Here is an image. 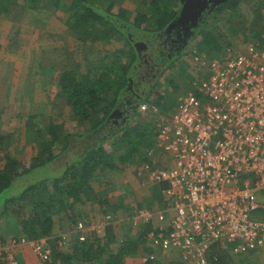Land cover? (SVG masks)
<instances>
[{
	"label": "trees",
	"instance_id": "trees-1",
	"mask_svg": "<svg viewBox=\"0 0 264 264\" xmlns=\"http://www.w3.org/2000/svg\"><path fill=\"white\" fill-rule=\"evenodd\" d=\"M20 1L29 7L24 11L37 10L41 15L58 17L72 36L77 35L78 46L85 47L86 40L91 39V45L99 46L103 54L91 62L87 54L81 52L80 59L85 62L81 74L77 73L76 69L81 67L77 63L75 70L68 69L56 76V94L69 108L73 127L66 129L62 123L53 120L45 125L35 124L34 115L24 119L26 142H32L34 149L26 163L15 159L14 153L4 145L3 139L11 138L12 134L0 135V150L3 151V156H0V222L7 227L5 233L0 231V244L8 246L9 240L44 239L49 253L43 261L37 258L42 264H130L128 257L139 252L146 255L151 252L147 234L152 224L134 225L130 219L125 232H120L121 222L112 221L110 214L114 215L116 205H110L105 195L94 199L89 194L93 179L104 169L121 171L124 165L141 168L153 164L148 152L153 147L158 152L156 128L148 114V118L140 116L138 107L144 103L153 105L158 113L168 116L177 106L178 97L173 92L178 88L180 75L182 79L185 76V66L178 65L177 78L167 73L165 83H162L159 80L162 73L171 67L167 63L170 64L175 56L181 61L186 53L198 65L203 56L205 60L221 59L235 36H241L243 42L247 40L261 46L264 0H255L254 3L253 0H227L216 5L193 29L188 43L181 50L170 56L163 51L165 58H161L158 48L159 34L178 15L180 0H145V8L140 11H130L119 5L113 11L111 0H0V12L8 14L18 10ZM114 32L129 35L127 49L123 44L121 47L120 38ZM137 42L151 46L153 55H158H154L156 58L152 60L147 57L146 68H156L154 74L139 73L136 60L143 57L144 51L138 54ZM98 43L109 45L110 50ZM200 68L204 66L200 65ZM189 80L188 76L187 82ZM163 84L170 88L169 92L166 88V93H160ZM116 109L121 112L119 117L112 116ZM41 126L44 132L38 129ZM60 161L54 177L37 176L24 181L20 188L16 187L19 178ZM164 185L153 187L152 197L158 205L163 201L161 190ZM88 200L102 208L98 222L103 224L111 220L107 225L98 226L102 234L100 231H87L84 238L79 239L81 232L74 230L73 239H69V235L57 236L55 224L60 219L70 218L73 225L80 222L86 226L89 223L71 219L70 213L76 203ZM263 212L260 211L259 217L264 216ZM69 229L71 227L65 230ZM221 250L218 245H212L208 250L207 264H247L251 261L248 257L234 261ZM258 252L251 250L235 255L247 256ZM23 262L18 260V264ZM0 264H4L2 259ZM142 264L183 263L170 255L156 253Z\"/></svg>",
	"mask_w": 264,
	"mask_h": 264
},
{
	"label": "built area",
	"instance_id": "built-area-1",
	"mask_svg": "<svg viewBox=\"0 0 264 264\" xmlns=\"http://www.w3.org/2000/svg\"><path fill=\"white\" fill-rule=\"evenodd\" d=\"M262 42H247L245 50L221 59L203 56L199 66L208 77L198 91H184L168 116L139 105L140 116L148 114L156 128L159 154L171 162L138 171L147 185L165 184L161 205L132 216L134 225L152 224L151 252L142 261L171 252L183 264H207L215 244L233 254L264 252V202L256 196L264 190V31ZM98 226L78 222L79 239ZM17 245L28 246L41 261L49 253L44 239ZM0 259L18 264L9 245L0 244Z\"/></svg>",
	"mask_w": 264,
	"mask_h": 264
},
{
	"label": "crops",
	"instance_id": "crops-1",
	"mask_svg": "<svg viewBox=\"0 0 264 264\" xmlns=\"http://www.w3.org/2000/svg\"><path fill=\"white\" fill-rule=\"evenodd\" d=\"M13 11L14 10H12L11 14L15 13ZM49 17H51V15L43 14L40 16L35 15L34 17H25L22 20V19H19L17 16H15V14L8 18L6 16L4 17V13L0 12V106H1L0 108L2 111L5 109H9L7 111L8 114H10L7 116L8 118H10L9 120L21 119L27 116L26 115L27 112H25V114H24V111L20 112L18 110V106L21 102L24 101L25 89L27 87L26 84L32 75L39 77V86L36 88L32 87V97L28 96L30 95L28 92L26 94L27 99L29 100V103H31L30 109H32V110H29V112H32V113L28 116L35 115V114L37 115L38 113H39L38 115H42L41 109L42 107H44V105L48 107V105L50 104L51 105L55 104L56 107H60V105L58 104L59 103L61 104L63 100L60 99L56 94L57 74L59 75L61 72L67 71L68 69L75 70V68H77V63L81 64V67H78L76 69L78 71L77 73H80L83 69H85V66H83L85 62L82 59H79L78 61L75 60L74 59L76 57L75 53L79 52V55H80V53L83 51L85 54H87V59H89L87 49L92 51V49H95L97 47L93 43L91 45L90 43L91 41H87L88 45L83 47V49L81 48L82 51H80L81 49L78 50V47H81V46H78L79 45L78 40H76L75 38V36L77 35L75 34L73 35L74 38L71 37L73 40L72 41L73 44L71 45V47L69 46L67 48L63 47V50H62L63 56H64V60H62V64L64 63L66 65V68L64 67V65L60 66L59 64H57V61H53V62L55 63V65L59 67L55 66L54 63H53V66L51 67L49 65L41 67L40 66L42 64L41 59L44 57L45 58L48 57L49 53L56 52V50H54V47L56 46L54 45L55 42L48 43V38L51 37V39H54V41H57L58 37H60V40H61L62 32H63V25L58 20V17L55 20L51 17V19H49L50 23H48ZM21 26H23V29H21ZM49 26H51L50 29H49ZM53 28H54V31L56 32L58 31V33L55 34V37H52ZM66 31L70 36H72L69 33V30L66 29ZM18 34L20 35L19 39H21V43L19 45L17 43H14V39L16 38ZM21 46L26 47L25 50H23ZM11 52L16 53L17 55H20V57H14L16 56V54L14 56L8 55ZM37 54H39V60H38ZM50 56L53 59L56 58V54L54 55L50 54ZM61 67L63 70L59 72ZM44 68L46 69L44 70ZM36 92H39V96L37 99L35 98ZM55 101H58V102H55ZM40 105H43L41 109L39 107ZM11 106L12 108L14 107V110L12 112H11ZM45 109L48 110L47 108ZM62 120L70 121V120H73V117L71 116L70 112H68L67 117H63ZM27 145L29 146V151L34 150L32 148L33 147L32 142L28 141L26 146ZM153 148L149 150L148 152V157L152 159L153 164L157 166H161V167H169L171 165V162L169 161V159L161 156L159 152H157L156 148L155 147ZM30 157L31 155L28 157L26 162L29 160ZM98 174L99 175H97V178H94L93 180H98L99 184L107 187V189L106 187L105 189L109 193L104 192L103 195L109 198L110 205H116L117 207L116 210L114 211L115 212L114 215L110 213L113 216L112 221H115L116 223H118V220L116 219H118L117 216H120L119 215L120 210L122 211V209H125L124 210L125 213L123 216H128L127 220L129 224L130 219H132V216L134 215V212L137 209L144 208L148 210H154L156 209V207L159 206L157 204V201L156 200L154 201L152 197L154 193L153 187L156 186V184L147 185V183L144 182L143 178H141L145 189L140 195H138L139 201L137 203L136 202L132 203L130 206L127 205L122 208V204L118 203L117 205V202L115 200L118 199L117 197L119 198L120 196L122 197V195H124L123 192H127L126 189L129 187L128 185L130 183L129 181L130 178L121 175L122 173H118L110 169H104ZM133 177H136V178L139 177L137 170L134 171V173L132 174V178ZM117 180H119L121 183L118 187L114 186L113 188H109L108 185H106L104 182V181L114 182ZM131 181L133 182V179H131ZM91 184L93 185V183ZM93 188L94 187L92 186V189ZM132 205H137V207L132 209L131 207ZM58 222L60 223V220ZM109 222H111V220L106 221L103 224L107 225L109 224ZM97 224L99 226L103 225L101 222H98ZM58 226L59 225L55 224V231L56 229L57 230L59 229ZM74 227H76V225ZM100 229L98 228L97 231H99ZM72 230H73L72 231L73 233L74 229ZM75 231H76V228H75ZM218 247H220V250L221 249L226 250V251L224 250H221V251L225 252L227 255L229 254L230 257L234 259V261L238 260L239 258L242 259V257H248L249 259H251V261H248L247 264H261L264 262V252L251 253V254L248 253L247 256H243V255H235L231 253L230 251H228L227 248H223L222 246H218ZM17 249L18 250L21 249L20 251L21 255L20 254L17 255L19 262L24 261L23 263L25 264V258L28 257L27 259L30 260V262L28 260L29 262L28 264H42L40 260H38L37 257L34 255L31 248H29L28 246L17 248ZM167 254H169L172 259H178V257L176 256V253L169 252ZM144 255L146 254L140 255V259L138 257V263L142 264L141 257H143ZM162 255L169 256L166 254H162ZM21 259L23 261H21Z\"/></svg>",
	"mask_w": 264,
	"mask_h": 264
},
{
	"label": "rangeland",
	"instance_id": "rangeland-1",
	"mask_svg": "<svg viewBox=\"0 0 264 264\" xmlns=\"http://www.w3.org/2000/svg\"><path fill=\"white\" fill-rule=\"evenodd\" d=\"M255 2V0H253V3ZM110 3L112 4V10L113 11H116V9L118 8V5L119 6H123L125 7L126 9H129L130 11H136V10H141L143 8H145V0H111ZM243 4H245V2H243ZM242 4V5H243ZM21 6V7H20ZM25 6V7H24ZM29 8L28 6L24 5L23 1H20L19 3V8L18 10H14L13 12H15V16H17L19 19H24L25 17H34L35 15H41L39 13H37L38 11H34V10H30L27 12V9L24 11V8ZM14 14H11V12H9L8 14H4V17H11L12 15ZM51 17L55 20L56 18L53 17L51 15ZM51 17L48 18V23H50L49 19H51ZM51 26H49V29H50ZM21 29H23V26H21ZM58 31H54V28H53V33H52V37H55V34H57ZM114 34L119 37L120 41V45L121 47H123V45L125 46V48L127 49V47L129 46L128 42H127V39L129 38L128 36H125V35H121L120 33L118 32H114ZM60 35V34H58ZM19 34L16 36V38L14 39V43H17L18 45L21 43V39H19ZM30 37V36H29ZM73 36H70L65 27L63 26V32H62V38L60 40V37H58L57 41H54V39H51V37L48 38V43L49 42H55L54 45H56L54 47V50H56V52H52V53H49V56L48 57H44L41 59V67H44V66H53V61H57V64H59L60 66H63L66 68V65L63 63L62 64V60H64V56H63V47L64 48H67L68 46L71 47V45L73 44L72 43V38ZM236 37V36H235ZM233 38L232 39V42H231V46H228L227 51L225 54H224V57L226 55H231L232 53H234L235 51L237 50H240V51H243L245 50L246 48V45L248 44L247 43V40L243 42V39L241 38V36H237L236 38ZM74 38V37H73ZM86 41H92L91 39H87ZM88 45V43H86ZM123 44V45H122ZM98 45H102V47L104 49H109V45L107 44H104V43H98ZM22 47V46H21ZM26 47H22L23 50H25ZM82 47H78V50L81 49ZM159 50H160V53H161V58H165V54L167 52V49L163 46H160L159 45ZM83 49V48H82ZM189 49H190V45H189ZM82 51V50H80ZM164 51V53H163ZM83 52V51H82ZM87 52H88V57L90 58V60H92L91 62L93 61H96L98 59V57H100L102 54H103V50L97 46V48L95 49H92L91 50H88L87 49ZM153 52H154V48H152L150 46V48L146 51V54H147V57L150 58L151 57V60L152 59H155L156 57H154L153 55ZM16 53H13L11 52L10 54L8 55H11V56H14ZM51 55H54L56 54V58L53 59L51 58ZM38 55V60H39V54ZM189 55V56H187ZM75 60H79L80 59V55H79V52H76L75 53ZM158 57V55H155ZM14 57H20V55H17L14 56ZM144 62V58L141 57L140 59L136 60V65L137 67L139 68V73H145V74H154V71L156 68H146V64L145 63H142ZM145 64V65H144ZM169 62L167 63V66H171L169 67L168 71H165V73H162L161 77H160V81L162 83H165V80L164 78L166 77V74L167 73H170V75H172L174 78H177V75L179 72H177V70H179L181 65H184L185 66V76H183L184 78L182 79V76L180 75V82L178 84V88L176 90V92L174 91L173 92V95L175 93L176 97H179L184 91H189V90H194V91H198L200 89V86H201V82L202 80L206 79L208 77V74H209V71L208 69H205V68H200V66L195 63L192 59V57L190 56V54L186 53L184 55H182V58H181V61L179 59V57H173V59L171 60L170 64ZM55 65V63H54ZM89 66H92V64H88ZM57 66V65H55ZM152 66V65H151ZM40 67V68H41ZM59 67V66H57ZM46 68H44L45 70ZM62 67L60 69L59 72H61ZM198 70H200V73L198 72ZM58 72V73H59ZM169 75V76H170ZM155 76V75H154ZM190 78L189 82H187V78ZM179 77V76H178ZM188 83V84H187ZM27 87L25 89V97H24V101L21 102L18 106V110L20 112H23L24 111V114L25 112H27V116L21 118V119H14V120H9L10 118H8L7 116L10 115L8 114V110L9 109H5V110H1L0 108V117L3 119L0 118V135L2 136H5L6 134H13L11 138H6V139H3V142L5 143L4 145H7L8 147V150L11 152V153H14L13 154V157L15 159H17L18 161L20 160L22 163L23 161H25L26 163V160L28 159V157L30 155H32L33 151H29V146L26 142V137L24 135V119H26L28 117V115H30L32 112H29V110H32L30 109L31 107V103H29V100L27 99V92L30 94L28 95L29 97H32V87L36 88L39 86V77L35 76V75H32L29 80L27 81ZM188 86V88H187ZM166 88L168 89L167 91L169 92L170 91V88H168L165 84L162 85V90L160 89V93H163L165 92L166 93ZM159 91V89H158ZM172 95V96H173ZM39 96V92H36L35 93V98L37 99ZM155 97V96H154ZM153 97V98H154ZM174 97V96H173ZM55 102H58V101H55ZM58 105H60V107H56L55 104L54 105H48L44 107H42L43 105H40V109H41V113L42 115H34L35 116V119L33 120V122L36 124V123H40V124H47L49 121L53 120L54 122L56 123H62L64 125V127L66 129L68 128H71L73 127V121H63L62 118L63 117H67V114L69 112L68 110V107L66 105H64V103L62 102L61 104L59 103ZM1 107V106H0ZM7 108V106H6ZM45 108H47L48 110H46ZM14 110V107L12 108L11 106V112ZM5 112V113H4ZM21 117V116H20ZM9 120V121H8ZM66 120V119H65ZM5 123V124H4ZM39 124V125H40ZM3 125V126H2ZM39 130L43 131V128L41 126V128H38ZM108 147V146H107ZM15 150V151H14ZM0 156H3V151L0 150ZM59 161V160H58ZM1 163V162H0ZM60 164H61V161L57 164V163H53V164H48V166L46 167H42V168H39V169H36L34 170L33 173H30L29 175L27 176H24V177H21L18 179V182L16 184V187L17 188H20V185L26 181V180H30V179H33L35 177L37 178H43V177H54L55 175V172L60 168ZM140 167L138 166H135V165H124V169L121 170V171H115V172H118V173H122L121 175L123 176H126V177H129V187L126 189L127 192H123L124 195H122V197L120 196L117 197L118 199L115 200L117 202V205L118 203H121L122 204V208L127 206V205H131L132 203L134 202H138L139 198H138V195H140L143 191H144V185H143V181H142V176L141 175H138L139 179L136 178V177H133L132 178V174L134 173V171H139ZM62 169V167H61ZM60 169V170H61ZM129 175H128V174ZM135 176V175H134ZM131 179H133V182L131 181ZM139 181V183H138ZM106 185H108L109 188H113L114 186H119L120 185V181L117 180V181H112V182H106L104 181ZM93 189H92V192H90L89 194L94 196L96 199L97 197H100V196H103V193L104 192H107V187L106 186H102L101 184H99L98 180H95V182L93 181ZM139 186H138V184ZM131 184V185H130ZM111 186V187H110ZM106 187V189H105ZM17 190V189H16ZM109 193V192H107ZM113 194V193H112ZM256 196H257V199L263 201V198H264V190H260V191H256ZM129 203V204H128ZM132 209L136 208L137 205H132L131 206ZM121 208V209H122ZM157 208V207H156ZM100 209H102L101 207H99L97 204L95 205L92 201H86L85 203H76L74 205V208L72 209V211L70 212L71 213V219H79V220H82V221H85V222H89L88 224H86V226H83L84 227H91V226H94V227H97L98 226V220L100 219ZM124 210L125 209H122V211L120 210V216H117L118 219V222L120 221V228H119V231L120 232H125V230L127 229V226H128V220H127V217L128 216H123L124 215ZM59 220V219H57ZM57 225H59V231L56 229V235H69V239H73L72 237V229L75 230L76 227H74L75 225H72V223L70 222V218H66L64 220H61L60 219V223L57 221L56 222ZM3 222H0V231H2L3 233H5L6 231V228L5 226H3ZM68 227H71L72 229H69V230H65L66 228ZM64 230V231H63ZM98 229L95 230V232H97ZM100 233H101V230H99ZM61 233V234H60ZM102 234V233H101ZM120 238V237H119ZM65 239H68V238H65ZM68 239V240H69ZM14 244V245H13ZM18 241L17 240H9V246L11 248V251L13 253H17V255H19L21 252V249L18 250L17 248H21L19 247L18 245ZM17 249V250H16ZM144 252H139L138 254L134 255V256H131V257H128V260H129V263L130 264H140L138 263V257L140 259V255H142ZM16 255V256H17ZM21 255V254H20ZM21 257V256H20ZM28 257L25 258V264H28L30 262L29 259H27ZM29 260V262H28ZM261 264H264L261 263Z\"/></svg>",
	"mask_w": 264,
	"mask_h": 264
},
{
	"label": "flooded vegetation",
	"instance_id": "flooded-vegetation-1",
	"mask_svg": "<svg viewBox=\"0 0 264 264\" xmlns=\"http://www.w3.org/2000/svg\"><path fill=\"white\" fill-rule=\"evenodd\" d=\"M181 6L188 5L190 8L188 10V15L184 18L179 19L178 15L168 24L170 26L166 27L162 33L159 34L160 41H158V47L164 46L167 49V56H170L174 52H178L183 48L185 44L188 43L190 35L193 34V29L204 21L205 15L211 10V3L207 1L206 7H201L202 4L195 3L191 0H180ZM179 9V12H180ZM137 51L140 54L144 51V63L147 64L149 61L147 59L146 51L150 48L147 44L142 42H137ZM152 68V67H151ZM121 115L120 110H114L112 113L113 117H119Z\"/></svg>",
	"mask_w": 264,
	"mask_h": 264
},
{
	"label": "water",
	"instance_id": "water-1",
	"mask_svg": "<svg viewBox=\"0 0 264 264\" xmlns=\"http://www.w3.org/2000/svg\"><path fill=\"white\" fill-rule=\"evenodd\" d=\"M191 1H193V2H195V3H200V4H202V6L201 7H206L207 6V1H209L210 3H211V9L210 10H212L216 5H218V4H220V3H224V2H226L227 0H191ZM189 6L188 5H183L182 7H181V9H180V12H179V19L180 18H184L186 15H188L189 13H188V10H189ZM171 25V24H170ZM170 25H168V26H170ZM167 26V27H168ZM135 45H137V43L135 44Z\"/></svg>",
	"mask_w": 264,
	"mask_h": 264
}]
</instances>
